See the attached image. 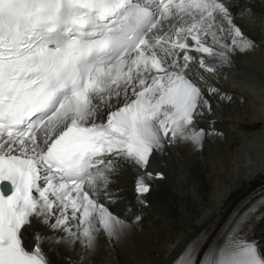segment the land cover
Returning <instances> with one entry per match:
<instances>
[{
	"label": "snow or ice",
	"instance_id": "6c2138e0",
	"mask_svg": "<svg viewBox=\"0 0 264 264\" xmlns=\"http://www.w3.org/2000/svg\"><path fill=\"white\" fill-rule=\"evenodd\" d=\"M232 0H0V264H49L41 245H80L85 264L103 235L132 227L107 205L125 166L137 199L162 173L166 146L203 147L195 122L208 95L231 99L201 75L232 67L255 42L234 22ZM251 13L244 9L240 15ZM196 65L194 69L192 66ZM10 185V187H9ZM35 193V194H34ZM264 197L203 256L198 236L175 264H264L245 229L264 219ZM62 237L34 232L32 221ZM136 217L135 222H139Z\"/></svg>",
	"mask_w": 264,
	"mask_h": 264
},
{
	"label": "bare ground",
	"instance_id": "6f19581e",
	"mask_svg": "<svg viewBox=\"0 0 264 264\" xmlns=\"http://www.w3.org/2000/svg\"><path fill=\"white\" fill-rule=\"evenodd\" d=\"M232 3L234 22L259 46L256 43V32L260 24L253 23L252 20L258 17L255 11L260 9H263L264 17V6H261L264 5V0H232ZM246 8L251 9V13L242 17L240 13ZM252 51L253 54L257 53V49ZM252 51L238 53L232 67L218 71L220 74L226 73L225 77L218 76L224 78L223 86L220 85L219 78L204 72L206 76L203 77L208 84L231 99L221 100L219 95L205 93L210 101L211 112L205 111L196 120L195 126L206 131L214 128L219 135L206 136L202 148H197L191 142H178L166 146L163 153H154L150 157L148 169L163 174L162 178L149 181L151 188L155 186V195L148 192L149 195L142 198L143 203L137 199V171L132 167L125 166L119 174L112 177L115 182L110 184V189L116 193L115 203L107 206L132 227L119 241L109 243L101 235L97 250L90 255L94 259L89 264H175L186 247L205 228L210 227L217 217L224 215L226 222L234 210L241 207V198L264 183V104L245 96L247 90H253V95L259 94L256 90L263 91L261 94H264V76L260 72L262 68L264 70V64L254 65ZM238 79L245 83L240 89L237 87ZM198 157L203 158L200 168L206 173L204 199L193 197L199 170L192 169L188 178L185 175L186 169L192 165L190 162ZM192 191L194 194L189 195ZM185 194L189 196L185 198ZM159 214L163 218L155 220ZM137 216L140 217L139 222H135L134 217ZM170 224L174 227L163 229ZM34 232L58 237L64 235L52 233L49 228L33 220L25 239V245L29 249L35 245L32 238ZM254 234L263 245L264 219ZM218 235V230H215L208 238L199 242L201 257L209 246L214 245ZM255 237L254 240L258 242ZM60 244H49V247L56 249L59 254L65 251L62 254L63 264H82L81 257L84 253L78 243L73 248L72 244ZM45 254L49 264H56L46 251ZM55 260L58 261L57 257Z\"/></svg>",
	"mask_w": 264,
	"mask_h": 264
},
{
	"label": "rangeland",
	"instance_id": "374dc122",
	"mask_svg": "<svg viewBox=\"0 0 264 264\" xmlns=\"http://www.w3.org/2000/svg\"><path fill=\"white\" fill-rule=\"evenodd\" d=\"M260 2L261 1H263V0H259ZM261 6H264V5H262L261 4ZM256 12V16H258V17H256L254 20H252V22L254 23H256V24H260V25H262L263 23H264V17H263V9H260V10H257V11H255ZM263 43H264V39L263 40H261ZM255 49V48H254ZM259 49V48H258ZM257 49V50H258ZM252 56H253V51H252ZM259 67V66H258ZM261 68L259 67V70H260ZM260 72H261V74H263V76H264V70H263V68L260 70ZM260 108V107H259ZM262 108V107H261ZM203 158H200V157H198L197 159H193L194 160V163H192V165H191V167H188L187 169H186V173H188V177L190 176V172H191V170L192 169H198L199 170V174H198V182H196L197 183V185L196 184H194V185H196V191H195V194H194V198L195 197H199V198H205L206 197V192H205V190H204V187H206L205 186V177H206V173L204 172V171H201V168H200V166L202 165V160ZM216 172H218V170H216ZM186 173H185V175H186ZM219 173H217V175H218ZM187 176H186V178H188ZM153 187H155V186H153ZM153 187L152 188H150V193L149 194H154L155 195V188L153 189ZM152 189V190H151ZM155 190V191H154ZM177 191V190H176ZM148 194V195H149ZM147 195V193L143 196V197H145V196H148ZM188 194H185V195H183L185 198H187L188 196H187ZM196 199V198H195ZM159 204V203H158ZM157 205V204H156ZM160 205V204H159ZM192 207H193V205H192ZM170 209V208H169ZM170 211V210H169ZM165 226H167V227H163V229H168V228H171V226H173V225H165ZM174 227V226H173ZM46 244H48V243H44L43 245H42V248H43V250H44V252L46 251V253H47V255L49 256V258L54 262H56V264H63L64 262H62L63 260H62V254H63V252L65 253V251H61V254H59L58 253V251L56 250V249H52V248H50L49 247V244L48 245H46ZM63 243H61L60 245H62ZM46 245V246H45ZM47 247V248H46ZM71 247L73 248L74 246L73 245H71ZM46 250H45V249ZM49 248H50V250H49ZM53 250V251H52ZM55 257H54V256ZM56 257H57V259H58V261L57 260H55L56 259ZM76 258V257H75ZM94 259V256H89L88 257V259H87V261L85 262V264H89V263H91V261ZM90 260V261H89ZM60 261V262H59ZM54 262V263H55Z\"/></svg>",
	"mask_w": 264,
	"mask_h": 264
}]
</instances>
